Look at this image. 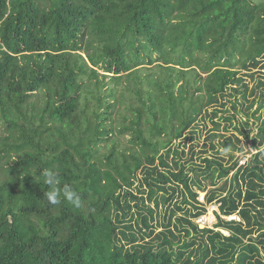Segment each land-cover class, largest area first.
Listing matches in <instances>:
<instances>
[{
	"label": "trees",
	"instance_id": "1",
	"mask_svg": "<svg viewBox=\"0 0 264 264\" xmlns=\"http://www.w3.org/2000/svg\"><path fill=\"white\" fill-rule=\"evenodd\" d=\"M263 107L264 0H0V264H264Z\"/></svg>",
	"mask_w": 264,
	"mask_h": 264
},
{
	"label": "built area",
	"instance_id": "2",
	"mask_svg": "<svg viewBox=\"0 0 264 264\" xmlns=\"http://www.w3.org/2000/svg\"><path fill=\"white\" fill-rule=\"evenodd\" d=\"M255 152L253 151L252 147L249 145V148L247 149V151H244L243 153L239 155L237 166L246 164L247 161L251 158L252 154ZM197 201L199 203L205 204V210L202 213L192 218L193 222L199 228H209L211 229V231L219 232L223 236L232 235L233 233L232 229L219 225L218 218L220 217L224 221H228V222L229 221H240L241 218L237 211L233 213H229V214H222L219 211L220 202L213 200L209 203H205V191H200L198 193Z\"/></svg>",
	"mask_w": 264,
	"mask_h": 264
},
{
	"label": "clouds",
	"instance_id": "3",
	"mask_svg": "<svg viewBox=\"0 0 264 264\" xmlns=\"http://www.w3.org/2000/svg\"><path fill=\"white\" fill-rule=\"evenodd\" d=\"M223 151L227 153L230 149L224 148ZM42 178L48 189L43 194L48 203L57 206L62 202H67L77 210L84 207L81 195L68 183H62L59 171L45 168Z\"/></svg>",
	"mask_w": 264,
	"mask_h": 264
},
{
	"label": "rangeland",
	"instance_id": "4",
	"mask_svg": "<svg viewBox=\"0 0 264 264\" xmlns=\"http://www.w3.org/2000/svg\"><path fill=\"white\" fill-rule=\"evenodd\" d=\"M261 91H257V93H260ZM263 111H264V107H263V109H262ZM239 116V115H238ZM241 117V116H240ZM237 119H239V118H237ZM250 120H251V117H250ZM251 126H253V124H250ZM3 126L0 124V128H2ZM207 128H211V123L210 122H208V124H207ZM0 132H3V128L0 130ZM224 131L220 128V133H223ZM226 135H228V134H232L233 133V131H230V130H228V131H225L224 132ZM201 138H202V135H201ZM221 138V137H220ZM224 138V137H223ZM122 140H124V139H122ZM216 143H217V140L215 141ZM249 145L252 147V149H253V151L255 152L256 150H258L257 148H255L253 145H252V141L251 140H249L248 141V143L247 144H244V150L243 151H237L236 152V156H238L239 157V155L241 154V153H243L244 151H247V149L249 148ZM218 150H222V144H221V142H219V144H218ZM261 147H264V143L262 144V146ZM212 152L211 153H213L214 151L213 150H211ZM208 155H210V152H208ZM237 157V158H238ZM238 160V159H237ZM201 179L202 180H204L203 179V177H201ZM205 182H207L206 180H204V183ZM221 182H222V180H220L219 182H217V184H221ZM211 186H207L206 188H210Z\"/></svg>",
	"mask_w": 264,
	"mask_h": 264
}]
</instances>
